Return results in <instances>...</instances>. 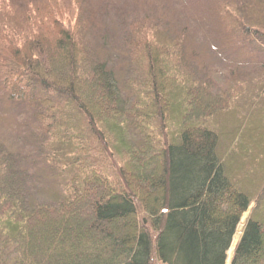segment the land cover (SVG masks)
Segmentation results:
<instances>
[{"label": "trees", "instance_id": "1", "mask_svg": "<svg viewBox=\"0 0 264 264\" xmlns=\"http://www.w3.org/2000/svg\"><path fill=\"white\" fill-rule=\"evenodd\" d=\"M77 2L0 0V264H227L252 197L225 163L221 113L233 89L261 96L264 0L222 3L211 58L154 13L125 23L115 54ZM225 46L241 62L219 77ZM247 49L261 61L246 66ZM9 108L41 138L34 163L3 128ZM231 264H264V187Z\"/></svg>", "mask_w": 264, "mask_h": 264}, {"label": "rangeland", "instance_id": "2", "mask_svg": "<svg viewBox=\"0 0 264 264\" xmlns=\"http://www.w3.org/2000/svg\"><path fill=\"white\" fill-rule=\"evenodd\" d=\"M7 1V0H6ZM226 0H85L78 4L81 9L90 17H95L97 26L103 30H109L111 35H107L110 42L111 51L115 54L122 55L124 49L123 38L121 36L124 31V25L129 21L143 20L146 17L147 21H153L154 17H149L151 13L162 15L164 19L170 23L171 28L176 33L187 31L189 43L198 46L205 50L204 56L211 58V54L216 50V46H224L225 38L228 39V29L225 24V12L222 10V3ZM2 2V1H1ZM154 6V7H152ZM154 9H157L156 11ZM1 11V10H0ZM253 19L264 23V14L255 12L251 15ZM97 32H99L97 30ZM107 32V31H104ZM224 62H219L216 58L215 66L219 69L215 74L219 77L227 64L232 62L239 64L241 62L239 51L234 52L232 47H223ZM245 55L243 60L247 63L246 66L252 63L259 62L260 54L252 53L251 50H244ZM123 56V55H122ZM121 56V57H122ZM227 63V64H226ZM123 61L120 60L118 67L122 68ZM180 72V69H179ZM220 73V74H219ZM181 74V72H180ZM182 79V76H179ZM179 81H181V79ZM226 84H223L225 89ZM224 95L226 100H229V108L222 112L223 131L221 132V152L223 153L228 171L233 178V181L239 187H242L251 197L252 202L249 210L242 216L238 226L236 235L233 239L230 250L227 253V264H231L235 249L245 229V226L250 218L251 212L257 206L261 199V191L264 187V86L260 88V97L253 96L256 88H240L233 89ZM0 90V97L3 95ZM232 95H235L233 98ZM232 96V97H231ZM3 104L0 103V111L3 110ZM10 115L7 121L4 120L3 128L8 133L9 139L12 142H17V145L22 147L25 154L29 156L33 163L38 157L34 153L36 145H39L41 138L35 140L26 128L28 120V111L23 113L17 111V108H9ZM7 112V111H6ZM222 118V116H221ZM221 121V120H220ZM38 126V125H37ZM138 142V141H137ZM134 143L135 144H137ZM35 145V147H34ZM95 154L96 152H92ZM42 173L43 183L52 184L48 178L52 177L53 173L45 170L42 163L37 165ZM35 169H38L37 167ZM58 183V182H57ZM45 189V188H44ZM243 224L241 232L240 226Z\"/></svg>", "mask_w": 264, "mask_h": 264}, {"label": "bare ground", "instance_id": "3", "mask_svg": "<svg viewBox=\"0 0 264 264\" xmlns=\"http://www.w3.org/2000/svg\"><path fill=\"white\" fill-rule=\"evenodd\" d=\"M242 227H243V224L240 226V228H239V232H241V230H242Z\"/></svg>", "mask_w": 264, "mask_h": 264}]
</instances>
